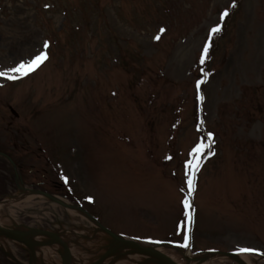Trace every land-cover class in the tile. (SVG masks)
I'll return each instance as SVG.
<instances>
[{
  "label": "rangeland",
  "instance_id": "rangeland-1",
  "mask_svg": "<svg viewBox=\"0 0 264 264\" xmlns=\"http://www.w3.org/2000/svg\"><path fill=\"white\" fill-rule=\"evenodd\" d=\"M42 51L36 71L0 77L9 228L66 232L93 264L116 241L82 205L179 264H244L219 253L241 248L264 264V0H0V71ZM32 253L0 235V264Z\"/></svg>",
  "mask_w": 264,
  "mask_h": 264
},
{
  "label": "bare ground",
  "instance_id": "bare-ground-1",
  "mask_svg": "<svg viewBox=\"0 0 264 264\" xmlns=\"http://www.w3.org/2000/svg\"><path fill=\"white\" fill-rule=\"evenodd\" d=\"M262 62V58L257 59V64L259 65ZM32 198V197H30ZM7 201H11V199H7ZM4 202H0V209L2 208ZM7 222L2 221L0 218V224L7 225ZM97 223L96 221L94 222ZM98 224V223H97ZM13 228H17L18 231H25L21 226H16ZM66 232H61L59 236H64ZM28 237L29 241L34 245V254H33V263L34 264H52L47 260V257L53 253H59L61 244L59 241H55L47 232H36L31 233ZM82 241L79 240L78 242H67V245L70 250V259L68 264H85V259L76 251V245L81 244ZM160 250V248H159ZM239 260L244 264H252L249 257L246 256L244 253L239 254ZM208 258L210 256H201L195 261H189L185 264H208ZM143 259L142 255H137L135 251L131 248H123L118 250L111 256L106 257L103 260V264H138ZM141 264H153L151 261L142 262Z\"/></svg>",
  "mask_w": 264,
  "mask_h": 264
},
{
  "label": "snow or ice",
  "instance_id": "snow-or-ice-1",
  "mask_svg": "<svg viewBox=\"0 0 264 264\" xmlns=\"http://www.w3.org/2000/svg\"><path fill=\"white\" fill-rule=\"evenodd\" d=\"M235 6V5H234ZM224 16H227L228 13L225 11ZM212 33L215 34L217 32L220 31V27H214L212 30ZM157 39H159V37H157ZM44 47H48L47 44L44 45ZM208 47H210V45L206 46L204 49V54L205 56L207 55L208 52ZM48 59V54L47 52H40L39 54L35 55V57L31 60H28L26 62H21L19 63L17 66L12 67L6 71H0V77H4L8 80H15L18 78V74L27 76L29 75L31 72L36 71L46 60ZM203 83V81H199L197 84V87H199V84ZM201 99H203V97H201ZM203 146H199L195 149V155H200L201 151H202ZM169 159H171V157H169ZM199 164H196V167H199ZM188 167L191 168L192 167V162L188 163ZM192 181H189V184H191ZM89 199H91V197H89ZM184 247H187V244L183 245ZM240 253H250V252H254V249L251 248H241ZM262 255H264V253H261Z\"/></svg>",
  "mask_w": 264,
  "mask_h": 264
},
{
  "label": "water",
  "instance_id": "water-1",
  "mask_svg": "<svg viewBox=\"0 0 264 264\" xmlns=\"http://www.w3.org/2000/svg\"><path fill=\"white\" fill-rule=\"evenodd\" d=\"M0 232L3 234H6L10 238H14L15 240L21 241L22 243L26 244L29 248L34 250V245L24 236L27 233L14 231L12 229H8V228L2 227V226H0ZM114 237L116 238L117 243L115 245H112L111 248L109 249L108 253L105 255V257L102 258L101 260H99L95 264H101L102 261L108 255L116 252L118 250V248H124V247H132V248L144 251V252L154 256L155 260H156V262H158V264H178L175 261H173L170 257H168V256H166L160 252H157L154 249L148 248V247H146V246H144L138 242L126 241V240L120 239L116 236H114ZM226 255L229 257H232L234 259H237L236 255H234V254L226 253ZM64 264H67V256H64Z\"/></svg>",
  "mask_w": 264,
  "mask_h": 264
}]
</instances>
